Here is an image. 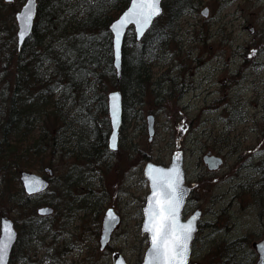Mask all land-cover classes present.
<instances>
[{"label": "rangeland", "instance_id": "374dc122", "mask_svg": "<svg viewBox=\"0 0 264 264\" xmlns=\"http://www.w3.org/2000/svg\"><path fill=\"white\" fill-rule=\"evenodd\" d=\"M23 2L13 0L3 8L0 19L6 20V27L11 14L15 24L14 13ZM191 3L194 9L186 7L175 21L164 50H153L148 67L150 81L156 84L145 89L140 108L130 97L115 155L93 167L86 160L46 153L37 167L28 156L32 167L23 170L41 175L44 167L53 170L49 191L32 199L33 207L18 202L19 196L14 195V188H21L19 174L10 175L13 181L8 185L9 176L0 167V216L13 219L22 231L10 264H112L113 252L127 264H140L147 247V237L140 232L142 207L149 192L143 167L148 161L168 163L175 150L183 153L191 189L192 207L185 215L195 208L202 211L203 229L192 242L190 264H255V243L264 235V215L261 202L246 189L258 179L257 164L264 153V0ZM204 7L205 18L200 14ZM159 19L162 26L166 18L156 19L153 25ZM148 116L153 129L150 140ZM48 122L50 128L53 120ZM206 153L221 156L223 163L209 179H201ZM84 176L88 177L84 184L97 183L92 189L102 191L105 199L97 236L81 226L74 230L76 220L61 229L55 242L29 241L23 220L47 205L49 198L61 215L67 194L81 197L85 193L67 185L70 180L83 183ZM107 207L120 215V223L100 252V220ZM48 219L40 224L41 231Z\"/></svg>", "mask_w": 264, "mask_h": 264}, {"label": "trees", "instance_id": "16d2710c", "mask_svg": "<svg viewBox=\"0 0 264 264\" xmlns=\"http://www.w3.org/2000/svg\"><path fill=\"white\" fill-rule=\"evenodd\" d=\"M128 1L37 0L32 31L19 51L15 47L13 15H10L8 27L6 20L0 19V65H4L0 68V85L1 82L9 83L1 86L0 167L9 176L8 185L13 181L10 175L32 167V163H27L30 155L37 167H41L40 160L45 153L54 157H82L91 167L102 162L106 158L109 127L108 119L102 117L105 95L110 88L121 90L124 109L128 95L134 102L143 103L149 82L150 57L155 56L153 50H164L168 45L167 37L172 36L173 24L186 7L193 8L194 3L191 0H164L161 18L166 19L162 26H159L162 21L157 20V25H153L140 43H135L128 35L123 48V68L117 80L107 25ZM7 5L11 3L0 2V15ZM46 119L53 120L50 128ZM83 134L86 137L80 136ZM257 166L258 179L246 190L253 199L261 202L264 215V153ZM69 179L66 177V182ZM87 179L84 176L80 180L83 183L70 180L69 189L85 193L81 197L67 194L61 215L56 210L44 223L43 231L40 224L46 218L30 213L29 218L23 220L29 241L33 239L41 245L45 240L55 242L61 229L76 220L78 226L73 227H84L97 236L105 199L102 191L92 189L97 183L84 184ZM17 189L13 192L19 196L18 202H28L33 207L32 199L36 197H25L20 188ZM49 200L48 204L55 207ZM53 223L55 227H52ZM198 227V231L203 229L201 223ZM21 236L22 231L16 247Z\"/></svg>", "mask_w": 264, "mask_h": 264}, {"label": "water", "instance_id": "95a60500", "mask_svg": "<svg viewBox=\"0 0 264 264\" xmlns=\"http://www.w3.org/2000/svg\"><path fill=\"white\" fill-rule=\"evenodd\" d=\"M5 1H12V0H5ZM133 0H129L127 7L119 14V16L114 19L109 29L112 33V51H113V67L116 72V78L118 79L121 74V48L124 42V38L126 35V28L128 26H132V31L134 35V40L136 43L140 42L145 33L148 29L152 26L153 22L158 18L161 14V0H159L158 8L159 14L153 16L152 20L149 24L144 26L142 29L134 22H128L122 29H121V38L119 44V55L117 56L116 51V44H115V31L113 29V25L117 24L126 13L132 8ZM36 7L37 2L36 0H32L29 3V0H25L24 3L21 5L19 10L14 14V18L16 21V46L19 50L26 38L29 36L33 22L36 14ZM28 14H31L32 19L25 24L24 17ZM203 14H206V9L203 11ZM23 31V38H21L20 33ZM121 93L119 90L111 91L107 94V105L109 109V126H110V134L107 139V148L108 150L114 152L118 149V141H119V128L121 126V118L123 115L122 109V102H121ZM147 133H148V140L151 139L153 135L152 129V122L151 117H147ZM115 137V140H113ZM113 143H115V147L113 148ZM202 161L205 165L209 168H216L219 164H222V159L219 156L205 154L202 157ZM143 175L148 181L149 192L145 199V204L142 207V222L140 226V232L147 236V247L144 251L143 258L140 264H148V262L152 258V232L151 229L153 227V222L150 220V216L146 214V212H151L152 209H161L162 207H167V201L165 199V192L168 190V185L165 183L167 177L171 176L172 178L178 179V186L176 189V196L179 198V204L176 206V217L177 223L187 225L188 223H192L194 231L191 234V239L188 241V254L186 258V264L190 261V253H191V242L194 238V235L197 231V224L199 220V211H194L188 218L182 219V208L184 206L186 197L189 194V187L184 184L185 176H184V169H183V154L182 151L176 150L171 156V161L167 166H162L159 164H155L153 162H147L143 168ZM156 181V188H155V196L153 195V180ZM20 181L23 187V191L27 195L35 194L41 191H44L47 186L48 182L32 173L21 172L20 174ZM53 212V209L48 206H42L37 209V213L39 215H50ZM120 222V216L114 211L112 207H108L104 211V215L101 222V233L99 236V250H103V248L110 242L111 236ZM162 222V218L158 217L155 223L159 224ZM17 233L14 229V225L12 220H10L6 216H2L0 218V240L4 241L8 247L3 254V260L0 261V264H8L10 253L12 250L13 245L16 242ZM259 243L261 245H259ZM259 243L255 244L258 248L259 255L264 252V241H260ZM112 264H127L125 259L121 254L118 252L112 253ZM256 264H264V256H260L257 260Z\"/></svg>", "mask_w": 264, "mask_h": 264}, {"label": "snow or ice", "instance_id": "6c2138e0", "mask_svg": "<svg viewBox=\"0 0 264 264\" xmlns=\"http://www.w3.org/2000/svg\"><path fill=\"white\" fill-rule=\"evenodd\" d=\"M32 0H29L31 3ZM159 0H133L132 8L117 23L113 25L115 31V44L117 46V56L119 55V44L121 38V29L128 23L134 22L139 28H143L150 23L153 16L159 14ZM32 19L31 14L24 17L25 24ZM23 38V31L20 33ZM115 140V137H113ZM115 143H113V148ZM165 183L168 190L165 192V199L168 202L167 207L161 209H152L146 212L153 222L152 232V258L148 264H186L188 254V241L194 231L192 223L187 225L178 224L176 217V206L179 204V198L176 196L178 179L167 177ZM156 181L153 180V195L155 196ZM158 217L162 218V222L157 224L155 221ZM8 245L0 240V261L3 260V254Z\"/></svg>", "mask_w": 264, "mask_h": 264}, {"label": "bare ground", "instance_id": "6f19581e", "mask_svg": "<svg viewBox=\"0 0 264 264\" xmlns=\"http://www.w3.org/2000/svg\"><path fill=\"white\" fill-rule=\"evenodd\" d=\"M163 1L164 0H161V9H162V12H161V14L158 16V18H161L162 16H163V14H164V7H163ZM195 0H193V2H194ZM196 4V3H195ZM194 8H192L191 10H193ZM206 9V7H204V9H202L201 11H200V14L202 15V17H206V14H207V9H206V14H203V11ZM36 12H37V7H36ZM183 16V15H182ZM35 17H36V14H35ZM118 17V16H117ZM117 17H115L114 19H116ZM113 19V20H114ZM34 20H35V18H34ZM112 20V21H113ZM112 21H110L109 22V24L107 25V30H108V32H109V34H110V36H111V41H112V33H111V31H110V29H109V26H110V24H111V22ZM34 23V22H33ZM153 26H151L149 29H148V31L145 33V35L143 36V38L149 33V31H150V29L152 28ZM132 26H128L127 28H126V34L127 35H130V36H132V37H134V35H133V31H132ZM25 42V41H24ZM24 44V43H23ZM22 44V45H23ZM15 47H16V50L17 51H19L20 49H21V47H20V49L18 50L17 49V46H16V44H15ZM123 48H124V45H122V48H121V64H120V67H121V72H122V68H123V56H124V51H123ZM111 49H112V43H111ZM113 50V49H112ZM131 53V52H130ZM151 62V61H150ZM149 65H151V63H149ZM148 65V66H149ZM112 66H113V51H112ZM113 69H114V67H113ZM148 75H149V82H148V86H147V88H146V90L149 88V86L150 85H152V84H156L155 83V81H150V74H149V71H150V68L148 67ZM114 71H115V69H114ZM117 79V78H116ZM119 79V78H118ZM117 79V80H118ZM132 84L134 85V81H132ZM132 85V86H133ZM131 86V87H132ZM134 87H135V85H134ZM114 90H119L120 91V93H121V90L119 89V88H111V89H109L108 91H107V93H106V95H105V102H106V106H105V112H104V116L102 117L103 119L104 118H106V119H108V125H109V118H108V116H109V109H108V105H107V94L109 93V92H111V91H114ZM121 102H122V109L123 110H126L127 109V107H128V101H129V99H130V96L128 95V100H127V104H126V106H125V109L123 108V94L121 93ZM133 105H135L136 107H138V108H140L142 105H143V103H136V102H133ZM125 112V111H124ZM124 112H123V115H122V118H121V126H120V128H119V135H121V129H122V127H124V121H125V118H126V116H125V114H124ZM139 116V115H138ZM102 122H104V120H102ZM109 134H110V126L108 127V133H107V136H106V157L107 156H111V154L113 153L112 151H110V150H108V148H107V139H108V136H109ZM85 134H83V135H80V136H82V138H84V137H86V136H84ZM119 142H121V138H119V141H118V143ZM174 153V152H173ZM172 153V154H173ZM172 154H171V156H172ZM75 159H79V158H76V156L74 157ZM80 159H82V160H85V159H83L82 157L80 158ZM170 161H171V157H170ZM170 161L168 162V163H164L166 166L170 163ZM204 163V162H203ZM222 163H223V160H222ZM222 165V164H221ZM220 164L216 167V168H209L208 167V165L206 166L205 165V163H204V171L203 172H201L200 174H199V178H201V179H209V177L210 176H212V175H214L215 174V172L219 169V167L221 166ZM98 185V184H97ZM48 186L50 187L51 186V182H48ZM97 187V186H96ZM246 191V190H245ZM53 207V206H52ZM53 208H55V207H53ZM196 210H198L199 211V217H201V213H202V211L199 209V208H195V210L194 211H196ZM73 229L75 230V229H77L76 228V226H74L73 227Z\"/></svg>", "mask_w": 264, "mask_h": 264}, {"label": "flooded vegetation", "instance_id": "af4514ba", "mask_svg": "<svg viewBox=\"0 0 264 264\" xmlns=\"http://www.w3.org/2000/svg\"><path fill=\"white\" fill-rule=\"evenodd\" d=\"M120 138H121V135H120ZM116 152L117 151H115V152H113L111 155H115L116 154ZM206 154H211V153H206ZM164 164V163H163ZM165 165V164H164ZM48 169V168H47ZM50 169V168H49ZM47 175H48V177L50 176L51 177V173H50V171L48 172L47 171ZM47 177V178H48ZM192 206L190 205V203H189V200H188V198H187V200H186V203H185V206H184V209H183V211H182V215H183V218H186L189 214H187V215H185V213H186V211L189 209V208H191ZM194 211V210H193ZM192 211V212H193ZM191 212V213H192ZM261 241H264V235L262 236V238H261Z\"/></svg>", "mask_w": 264, "mask_h": 264}]
</instances>
